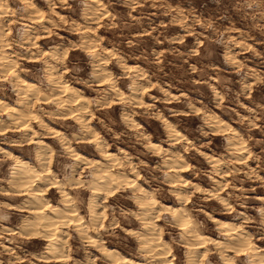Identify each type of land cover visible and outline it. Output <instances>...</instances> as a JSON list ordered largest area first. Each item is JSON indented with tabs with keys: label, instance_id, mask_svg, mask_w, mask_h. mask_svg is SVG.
Listing matches in <instances>:
<instances>
[{
	"label": "clouds",
	"instance_id": "obj_1",
	"mask_svg": "<svg viewBox=\"0 0 264 264\" xmlns=\"http://www.w3.org/2000/svg\"><path fill=\"white\" fill-rule=\"evenodd\" d=\"M0 264H264V0H0Z\"/></svg>",
	"mask_w": 264,
	"mask_h": 264
}]
</instances>
